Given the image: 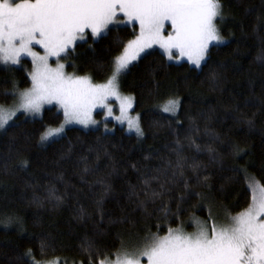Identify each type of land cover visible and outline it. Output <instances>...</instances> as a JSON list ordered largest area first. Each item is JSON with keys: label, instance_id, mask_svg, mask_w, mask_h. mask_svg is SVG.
I'll list each match as a JSON object with an SVG mask.
<instances>
[{"label": "trees", "instance_id": "obj_1", "mask_svg": "<svg viewBox=\"0 0 264 264\" xmlns=\"http://www.w3.org/2000/svg\"><path fill=\"white\" fill-rule=\"evenodd\" d=\"M221 3L228 40L210 46L200 68L154 50L120 77L141 139L120 127H71L41 146L45 129L62 122L56 107L19 115L0 133V264H21L29 249L42 262L99 264L128 238L205 218V198L231 215L248 206L244 174L264 186V0ZM137 32L122 26L89 36L69 51V68L105 82ZM31 70L26 59L0 66V106L30 85ZM170 99L180 101L175 115L160 110Z\"/></svg>", "mask_w": 264, "mask_h": 264}, {"label": "snow or ice", "instance_id": "obj_2", "mask_svg": "<svg viewBox=\"0 0 264 264\" xmlns=\"http://www.w3.org/2000/svg\"><path fill=\"white\" fill-rule=\"evenodd\" d=\"M222 8L221 0H0V64L20 65L25 57L32 61L31 87L12 92L17 98L12 108L0 106V129L19 111L38 116L45 104H55L64 122L45 129L41 141H47L64 133L67 124H96L92 113L97 107L106 108L111 116L113 108L107 102L114 98L120 110L115 120L143 136L139 116L129 115L132 97L119 90L121 75L154 45L168 60L186 58L200 68L210 46L224 43L217 23L224 20ZM114 24L138 26L139 32L114 57L106 82L66 74L60 59L74 50L76 42L86 41L89 32L93 39L99 38ZM37 45L43 54L35 50ZM52 57L57 58L55 67L49 63ZM179 106L178 99H170L162 111L175 115ZM177 167L182 165L178 162ZM184 183L187 188L188 182ZM248 188L251 202L236 215L225 214L220 222L209 210L211 227L192 217L193 232L181 225L160 235L157 226L155 233L149 232L131 248L122 246L99 264H142L144 259L147 264H264V186L250 179ZM160 195L152 192L153 197ZM168 214L165 210V217ZM18 259L21 264H59L36 260L31 249Z\"/></svg>", "mask_w": 264, "mask_h": 264}, {"label": "rangeland", "instance_id": "obj_3", "mask_svg": "<svg viewBox=\"0 0 264 264\" xmlns=\"http://www.w3.org/2000/svg\"><path fill=\"white\" fill-rule=\"evenodd\" d=\"M17 2H19V0H17ZM222 11H223V14H224V19H225L224 8H222ZM223 22H224V20H223L222 22H220L219 20L217 21L219 28L221 27V25H222ZM122 26H131V25H125V24H114V25H110V26H109V29H110V28H113V27H122ZM109 29H108V30H109ZM108 30H106V32H107ZM137 30H138V32H139V28H138V26H137ZM138 32H137V34H138ZM104 34H105V33H104ZM221 34H222V33H221ZM102 35H103V34H102ZM89 36L91 37L90 32L88 33V37H89ZM222 36L224 37V43L227 42L228 38L225 37L223 34H222ZM134 38H135V36H134L132 39H134ZM87 39H88V38H87ZM132 39H130V40H132ZM80 42H83V41H79V40H78V41L76 42V44H78V43H80ZM127 43H128V42H127ZM127 43H126V44H127ZM221 44H223V43H221ZM213 45H217V44H213ZM34 47H35V50H36V51H38V52H40L41 54H43V50H42L41 48H39L38 45H37V46H34ZM154 50H156V51H158V52H160V53L163 54V50L160 49L158 46L154 45L152 48H149V49H147L145 52H142V53L140 54V56H139L136 60H134V61L131 62L130 65H132L133 63H135L139 58H141V57H142L143 55H145L146 53L151 52V51H154ZM122 51H123V50H122ZM122 51H121V52H122ZM121 52H120V53H121ZM120 53H119V54H120ZM163 55H164V54H163ZM164 56H165V55H164ZM165 57H166V56H165ZM23 59L29 60V61L31 62V64H32V61H31V58H30V57H25V58H23ZM56 59H57V58H55V57H52V58L49 59V63L51 64V66L55 67ZM166 59L168 60L167 57H166ZM205 59H206V58H205ZM168 61L173 62V63H180V62H187V63H189V62L187 61L186 58H183V59H173V60H168ZM204 61H205V60H204ZM204 61H202L201 64H202ZM60 62L65 64V72H66V74H69V75H77V76H88V77H90L89 74H78V73H76L74 70L70 69L69 66H68V65H69V59H68V57H62V58L60 59ZM189 64H190V63H189ZM130 65H129V66H130ZM190 65L193 66V67H195V68H197L194 64H190ZM0 66H5V65L0 64ZM7 66H14V67H16L17 65H7ZM111 70H112V69H111ZM110 75H111V73H110ZM121 76H122V75H121ZM90 78H91V77H90ZM91 79H92V78H91ZM92 81H93V80H92ZM30 82H31V81H30ZM105 82H106V81H105ZM93 83H95V82L93 81ZM103 83H104V82H103ZM98 84H100V83H98ZM119 86H120V80H119ZM30 87H31V83H30V85L27 86V87L17 89V91H23V90H25V89H27V88H30ZM119 90H120V92H121V94H122L123 96H129V97H132V104H133V107H132V109L129 110V115L132 116V117L139 116V113L134 111V99H133V96L130 95V94L123 93V91H121L120 87H119ZM16 102H17V98L15 97L14 101H13L11 104H9V105H2V106H3L4 108H6V109H7V108H12L13 105H14ZM107 103L113 108V113H112L111 116L108 115V113H107V109H106V108H103V107H97V108H95V109L93 110V113H92V118L97 122L96 124H94V125H93V124H89L88 127H84L83 125L76 124V123L67 124V125H65V131H66V129L71 128V127H79V128H82V129H100V130H102V131H104V132H112V131L115 129V127H120V128H123V130H124L125 132H127V133H129V134H133V135H135V136L137 137V139H141L143 136H137V134L135 133V131H129V130H128V126H127V123H126V122L123 123V124H121V123H118V122L115 120L114 117L120 115L119 102H118L117 100H115L114 98H110V99L108 100ZM164 105H165V104H164ZM164 105H163V106H164ZM163 106H161V108H160L161 111H162ZM47 107H56V108L58 109V106L55 105V104H50V105H49V104H45V105L43 106V108H42L41 114H42L43 110H44L45 108H47ZM60 112H61V114H62V116H63L62 111H60ZM162 112H163V111H162ZM163 113H165V112H163ZM22 114L25 115V116H28V117H40V116H41V114L38 115V116L26 115V114L23 113V111H19V112H17L16 116L12 118V120L9 122V124H10L11 122H13V120H14L17 116L22 115ZM165 114L172 115V114H170V113H165ZM175 114H176V113H175ZM63 122H64V117L62 118V122H61L59 125L54 126V127H51V128L59 127ZM139 123H140V119H139ZM9 124H8V125H9ZM8 125H7V126H8ZM140 127H141V126H140ZM48 128H50V127H48ZM3 130H4V129H0V133H1ZM65 131H64V132H65ZM63 134H64V133H62L61 135H63ZM61 135L56 136V137H54V138H50L49 140H47V141H43V142L41 141V137H40V139H39V144H40L41 146H43V145L49 143L50 141L59 138ZM244 176H245V178H246V177L248 178V179H246L247 184L249 183V180H250V179H254V180L258 183L257 179H256L254 176L250 175L249 173H245ZM258 184H259V183H258ZM251 193H252V192H251ZM203 206H204V208L206 209L207 216H206L205 218L199 217V216H197V215H194V216H192V217H196L198 220L203 221V222H206V223L208 224V226L211 227V220L209 219V210H211V215H212L213 217L217 218V220L220 221V222L223 221V218H224V216H225L226 213L223 211V209H222L220 206L216 205L213 201H211V200L208 199V198H205V199H204V201H203ZM235 215H236V214H235ZM192 217H190L188 220H186L185 222H183V223L180 224L179 226L183 225L184 228H185V231H187V232H193V231H195L196 228H195V225L192 223V220H191ZM179 226H177V227H179ZM175 228H176V227H175ZM143 237H144V236H143ZM143 237H133V238L131 237V238H128L127 240L124 241V244H123L122 246H127V247L131 248V247H133L134 245L138 244V243L143 239ZM47 261H58L59 264H79L78 262H77V263H67V262H64V260L61 259L60 257H55V258H52V259H50V260H46V261H44V262H47ZM142 264H147V260H146V259L142 260Z\"/></svg>", "mask_w": 264, "mask_h": 264}, {"label": "bare ground", "instance_id": "obj_4", "mask_svg": "<svg viewBox=\"0 0 264 264\" xmlns=\"http://www.w3.org/2000/svg\"><path fill=\"white\" fill-rule=\"evenodd\" d=\"M98 83V82H97Z\"/></svg>", "mask_w": 264, "mask_h": 264}]
</instances>
